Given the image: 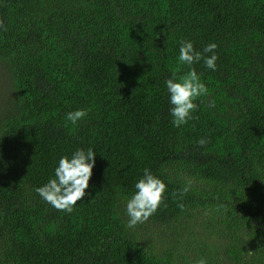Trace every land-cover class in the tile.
Listing matches in <instances>:
<instances>
[{
    "label": "trees",
    "instance_id": "1",
    "mask_svg": "<svg viewBox=\"0 0 264 264\" xmlns=\"http://www.w3.org/2000/svg\"><path fill=\"white\" fill-rule=\"evenodd\" d=\"M181 41L219 59L192 66L209 92L177 128ZM0 65V264H264V0H0ZM89 148L82 202L46 203L61 156ZM145 168L167 191L130 228Z\"/></svg>",
    "mask_w": 264,
    "mask_h": 264
},
{
    "label": "clouds",
    "instance_id": "2",
    "mask_svg": "<svg viewBox=\"0 0 264 264\" xmlns=\"http://www.w3.org/2000/svg\"><path fill=\"white\" fill-rule=\"evenodd\" d=\"M217 45L210 43L197 51L191 41H181L177 63L188 66L189 70L182 76H177L176 72L165 81L169 103L171 105L169 114L172 117L174 127H181L193 119V113L198 109L196 101L208 95V88L202 82L194 64L203 61L206 68L217 71V61L219 56L216 54ZM211 53V55H208ZM212 107H215L213 102ZM88 115L87 110L78 109L66 114V121L72 125H77ZM201 145L204 140H200ZM96 152L89 148L75 150L71 156H61L54 169V176L48 182L36 189L37 194L51 206L58 210L72 213L78 201L82 202L89 188V181L93 175L95 166ZM134 193L127 199L126 214L128 216V227H135L137 224L144 223L153 216L163 203L167 191L166 184L152 174L151 170L145 168L143 176L135 183ZM189 188L185 187L181 195L186 194ZM183 208V205H180ZM198 264H207L201 258Z\"/></svg>",
    "mask_w": 264,
    "mask_h": 264
},
{
    "label": "rangeland",
    "instance_id": "3",
    "mask_svg": "<svg viewBox=\"0 0 264 264\" xmlns=\"http://www.w3.org/2000/svg\"><path fill=\"white\" fill-rule=\"evenodd\" d=\"M10 75L6 72L3 66L0 65V101L9 91ZM157 238L156 236H154Z\"/></svg>",
    "mask_w": 264,
    "mask_h": 264
}]
</instances>
